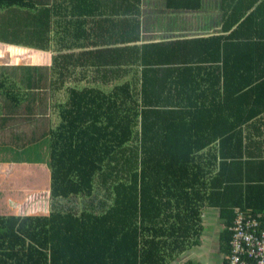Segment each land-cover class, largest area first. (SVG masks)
I'll return each instance as SVG.
<instances>
[{
	"label": "trees",
	"instance_id": "obj_1",
	"mask_svg": "<svg viewBox=\"0 0 264 264\" xmlns=\"http://www.w3.org/2000/svg\"><path fill=\"white\" fill-rule=\"evenodd\" d=\"M134 2L137 12L141 0ZM123 3L130 11L131 1ZM259 3L246 2L243 8L253 9L241 21L245 10L232 1L235 21L258 27ZM57 8L0 0V41L48 50ZM75 9L91 11H67ZM123 49L58 52L50 66L0 65V131H11L16 143L26 136L22 125L32 127L23 146L49 166L54 207L49 215H0V264H166L200 243L205 207L219 209L221 264H231L237 214L263 218L264 175H253L260 160H251L258 145L245 136L261 103L248 96L239 70L226 69L211 94L190 98L152 75L178 54L170 43L131 47L121 55L133 61L124 65H86L89 56L110 60ZM37 52L36 60H46ZM70 60L83 63L76 77ZM128 72L140 87L132 80L108 85ZM58 98L55 112L48 101ZM36 142L47 146L35 150Z\"/></svg>",
	"mask_w": 264,
	"mask_h": 264
},
{
	"label": "crops",
	"instance_id": "obj_2",
	"mask_svg": "<svg viewBox=\"0 0 264 264\" xmlns=\"http://www.w3.org/2000/svg\"><path fill=\"white\" fill-rule=\"evenodd\" d=\"M34 1L39 7L59 6L57 13L50 12L49 37L52 39L51 48L48 50L38 49V54L46 57L38 61H44L43 66H50L53 63L54 55L58 52H68L78 54L90 50L121 49L110 60L104 58H90L86 64L91 67L98 66L93 63H110L124 65L126 61H133L130 56H123L131 47H142L147 44L170 43L178 48L177 55L169 63L162 65L160 69L152 71V75L157 78L167 77L170 81L168 87H178L183 97H197L198 92L207 89L211 94L214 87H219L224 83L225 70L234 73L239 70L241 82L244 84L248 96L252 99L258 97L261 103L260 112L253 119L256 127H260V132L255 128L247 133L248 123L245 126V136L251 133L252 139L258 145V153L251 160L257 159L260 162L253 171V175H264V0H141L137 3L130 0L132 8L127 11L123 0H25ZM233 2H238L241 10H245L241 21H243L250 10L243 8L248 1L260 2V12L255 19L259 20L256 28L241 25V21H235L237 10L232 6ZM201 2V5H200ZM60 3H63L61 6ZM127 3V1H126ZM79 5H87L91 8L84 12L67 11ZM65 7H68L67 9ZM232 24L228 28L229 21ZM68 21V27L65 23ZM259 30L258 33H256ZM221 36V37H220ZM201 39V40H200ZM190 40L188 42H184ZM69 44L65 49L64 44ZM6 43V42H5ZM10 45V51L15 54L14 62H18L20 52L28 53L22 45ZM63 46V51L58 48ZM36 49V48H35ZM152 49V48H151ZM2 52V50H1ZM47 53V56H46ZM142 53V52H141ZM49 55V56H48ZM41 62H39L40 64ZM70 65L76 66L73 77L81 71V65L85 63L67 61ZM155 64V62H151ZM91 67L89 72H92ZM177 69L182 70V74L177 76ZM238 69V70H237ZM176 70V71H175ZM133 72H128L121 77L114 78L108 85L124 83L132 80L138 81L140 87L141 79L137 78ZM224 88V85L223 87ZM175 90V89H174ZM244 90V91H245ZM61 97V90L57 93ZM191 105V104H190ZM6 131V130H5ZM4 132V131H3ZM247 133V134H246ZM245 141V143H246ZM209 147L204 151H208ZM19 151V150H17ZM13 160H25L22 158L3 159L0 155V164H17L23 166L28 162ZM44 175L38 188L36 209L34 206L28 207L29 203H23L27 210H18V201L28 198L29 190L21 184L22 179H14L12 182L0 185V215H33L35 208L40 211L36 215H49L52 209L51 204V170L46 162H34ZM12 176V171H9ZM10 176V177H11ZM12 179V178H11ZM15 206V207H14ZM48 206L51 210H48ZM17 209V211H16ZM31 213V214H30ZM36 213V212H35ZM34 213V214H35ZM204 231L200 235L198 245L188 248L174 258L170 257L166 264H221L222 254L220 239L217 232L220 230L219 209L216 207H205L201 211ZM197 239V235L194 236Z\"/></svg>",
	"mask_w": 264,
	"mask_h": 264
},
{
	"label": "rangeland",
	"instance_id": "obj_3",
	"mask_svg": "<svg viewBox=\"0 0 264 264\" xmlns=\"http://www.w3.org/2000/svg\"><path fill=\"white\" fill-rule=\"evenodd\" d=\"M8 44L9 43L0 41V65H6L8 67H13V66L27 65V64L28 65L44 64V61L36 60L35 51H38V49H35L30 46H22L28 53L20 52L17 55L20 57V60L18 62H14L13 59L15 58V54H12V52L8 50V46H9ZM46 56H47V53H46ZM39 62L41 63L39 64ZM56 100L59 102L61 98L48 101V106L52 111L58 112V109H54L51 107V104ZM22 127H23L22 130L26 132V136L25 137L19 136L20 139H18L16 143H12L15 139V136L12 134L11 131H4V132L0 131V155H2L3 159L14 156V158L25 159L24 161L29 163L27 165L24 164L23 166H20V165L17 166V164H14V163H11L8 165L7 163L4 165L0 164V185H3L4 183H7V182H12L14 179H22L18 181H20L21 184L24 185L29 190L28 192L29 199L26 201L25 200L26 197L23 196L21 201H18L17 207H18V210L21 212L27 210L25 206L23 205V203H29L28 207L34 206L36 209H40V208H37L36 206L37 199H35V197L37 193H35L36 192L35 187L38 188L41 184H43L42 180L44 179V175L40 172L39 167H37V165L33 163V161H30V159L32 160L36 159V156H34L32 153V152H35L33 151V146L27 147V148H24L23 146L24 140L22 139H25L28 137L29 133H31L32 127L31 126L29 127L26 125H22ZM16 130H18V128ZM20 141H21V144L18 145ZM34 146L36 150L37 148L41 149L43 146H47V144L44 143V144L39 145V142H36ZM17 150L19 151L21 150V152L18 153ZM44 153H45L44 151H41V155H44ZM24 161H20V162H24ZM9 171H12V176L10 175ZM35 208H32L31 210L28 208V211L30 212L34 211V213L36 212L35 214H37L38 212H41L44 210L42 208V210L40 211H35ZM49 209L51 210V207L48 206V210ZM52 209H54L53 205H52ZM246 221H247V218L243 214L238 213L236 216V220H235V227L240 224L242 225V223ZM224 258H225V254H222V261L224 260Z\"/></svg>",
	"mask_w": 264,
	"mask_h": 264
},
{
	"label": "built area",
	"instance_id": "obj_4",
	"mask_svg": "<svg viewBox=\"0 0 264 264\" xmlns=\"http://www.w3.org/2000/svg\"><path fill=\"white\" fill-rule=\"evenodd\" d=\"M231 264H264V216L235 227Z\"/></svg>",
	"mask_w": 264,
	"mask_h": 264
},
{
	"label": "bare ground",
	"instance_id": "obj_5",
	"mask_svg": "<svg viewBox=\"0 0 264 264\" xmlns=\"http://www.w3.org/2000/svg\"><path fill=\"white\" fill-rule=\"evenodd\" d=\"M136 82V81H135ZM144 82V81H143ZM154 88V87H153ZM133 89V88H132ZM142 92V91H141ZM146 92V91H145ZM151 92V91H150ZM145 95V94H144ZM168 99V98H167ZM132 100H135V99H132ZM156 101V100H155ZM167 102V101H166ZM145 104V103H144ZM148 107V106H147ZM159 107V105H158ZM204 108V107H203ZM215 115V114H214ZM58 175V174H57Z\"/></svg>",
	"mask_w": 264,
	"mask_h": 264
}]
</instances>
